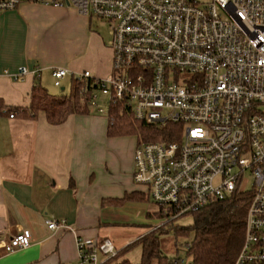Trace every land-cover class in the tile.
<instances>
[{"label":"built area","instance_id":"2783aa9c","mask_svg":"<svg viewBox=\"0 0 264 264\" xmlns=\"http://www.w3.org/2000/svg\"><path fill=\"white\" fill-rule=\"evenodd\" d=\"M26 2L72 7L110 25L112 74L98 79L86 71L77 80L98 87L91 98L98 112L108 115L118 104L164 131L159 141L139 144L134 156L133 181L160 214L154 230L248 195L236 264H264V0H0V18ZM40 73L3 72L16 82ZM70 73L53 69L55 87ZM97 92L108 99L107 111ZM247 174L252 189L243 191ZM46 224L72 231L65 221ZM31 243L30 231L22 230L0 249L11 254ZM77 245L81 264L118 253L111 240L78 238Z\"/></svg>","mask_w":264,"mask_h":264},{"label":"crops","instance_id":"0c3cea01","mask_svg":"<svg viewBox=\"0 0 264 264\" xmlns=\"http://www.w3.org/2000/svg\"><path fill=\"white\" fill-rule=\"evenodd\" d=\"M107 47L92 20L72 7L26 2L0 18V244L22 230L32 235L26 250L0 249V264H81L78 238L111 240L121 251L158 222L148 218L156 210L145 208L149 202H108L145 191L133 181L138 143L120 149L121 137L108 135L107 114L91 110L52 125L44 113L33 117L23 111L30 109L37 84L48 90L46 82L54 83L53 69L71 72L62 91L86 71L98 79L110 76ZM20 68L41 73L19 82L3 74ZM128 205L138 207L140 221L123 214ZM49 220L65 221L72 231H50ZM125 223L140 227L131 234L120 227ZM139 249L135 264L141 261ZM124 259L130 261L129 255Z\"/></svg>","mask_w":264,"mask_h":264},{"label":"trees","instance_id":"16d2710c","mask_svg":"<svg viewBox=\"0 0 264 264\" xmlns=\"http://www.w3.org/2000/svg\"><path fill=\"white\" fill-rule=\"evenodd\" d=\"M86 90L85 95L81 94ZM98 87L91 80L74 81L69 95L55 96L41 84L33 88L30 116L38 117L44 113L52 125H61L71 115H87L91 112V98ZM108 135L110 137H122L134 134L138 137V145L145 142L159 141L164 131L148 126L134 119L129 111L122 109L120 105L112 106L109 114ZM139 200L150 202L146 193H131L123 199L108 201L122 205L125 202ZM107 202V201H105ZM250 203L248 195L235 194L233 197L216 202L201 212L191 215L193 223L190 227L177 229L170 222L164 227L155 229L130 244L116 257L105 264H132L124 257L136 246L141 247V261L138 264H181L180 259H170L164 255L161 249V235L172 230L182 235H193L190 247L187 246V254L191 259L190 264H236L244 247L246 232V217ZM154 205V204H153ZM155 212L149 213L148 218L160 221V214L155 207Z\"/></svg>","mask_w":264,"mask_h":264},{"label":"rangeland","instance_id":"374dc122","mask_svg":"<svg viewBox=\"0 0 264 264\" xmlns=\"http://www.w3.org/2000/svg\"><path fill=\"white\" fill-rule=\"evenodd\" d=\"M204 1V0H200ZM92 20V25L93 29L100 35V37L104 40L106 47L109 41L111 40V35H110V25L104 21L100 20L97 18H93ZM108 48V47H107ZM109 51L112 52V50L109 48ZM47 87L49 88V93L51 95L55 96H61V95H69L71 93L72 87L69 83H65L66 85V91H62L61 88H57L54 86V83L52 81H47L46 82ZM99 95V100L98 103L107 111L109 109V102L108 99L103 97L100 93L97 92ZM95 110L97 114H100V112L96 111V109H91ZM100 116H103L100 114ZM106 117V115H105ZM122 141L119 145L120 149L128 148L131 146H137L138 143V137L134 134H128L124 135L120 138ZM252 184H253V179L249 174H247L244 177V183L242 185V190L250 191L252 189ZM141 188V187H140ZM145 208H151L155 209V205L150 201L149 203H145ZM138 207L134 205H128L124 208V215H132L135 216V221H140L141 215L138 214ZM161 223V221H158L155 226H158ZM193 223V218L192 216H185L177 221H174L171 225H173L177 229H182V228H187L190 227ZM122 224L120 227L127 228L128 232L131 234L134 232V229L137 227H140L139 224H128L126 225ZM137 226V227H136ZM131 229V230H130ZM193 240V235L187 236V235H182L180 232L172 230L168 233H165L161 235V249L164 253V255L168 256L170 259H180L183 261L181 264H190V258L188 257L187 254V244L191 243ZM116 248V247H115ZM117 250V248H116ZM129 259L132 262V264L137 263V261L140 258V249L138 246L133 248L129 253ZM109 261V258L104 257L103 255L99 254L98 255V262L99 264H105ZM156 264V263H155Z\"/></svg>","mask_w":264,"mask_h":264}]
</instances>
